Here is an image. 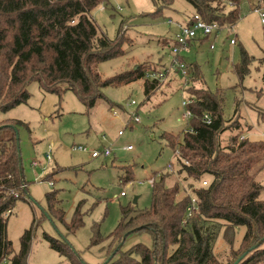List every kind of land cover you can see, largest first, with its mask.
Returning <instances> with one entry per match:
<instances>
[{"label": "trees", "instance_id": "trees-1", "mask_svg": "<svg viewBox=\"0 0 264 264\" xmlns=\"http://www.w3.org/2000/svg\"><path fill=\"white\" fill-rule=\"evenodd\" d=\"M185 1L194 14L184 22L199 15L207 23L232 27L240 20L243 0ZM153 2L155 18L177 12L173 8L175 0ZM248 2L254 9L255 0ZM228 3L233 7L229 8ZM108 4V0H0V113L27 103L30 98L27 88L33 82L60 99L66 92H74L88 111L99 100H105L110 109L123 108L105 97L102 90L107 87H125L144 80L148 100L159 90L162 83L148 78L153 70L144 63L107 79L98 71L101 63L125 57L128 51L124 45L133 43L123 31L124 22L114 40L100 30L92 13ZM209 38L197 41L203 43ZM173 41L174 38L162 41V47L169 52ZM254 61L245 49L240 50L234 73L241 84L250 75ZM259 66L264 81V48ZM189 67L193 83L201 84V89L191 91L196 100L190 106L194 116L181 134L161 135L177 159V171L172 163V172L180 180L169 186L167 181L172 173H156L149 208L136 210L132 203L123 206L117 227L107 236L101 234L98 224L94 225L89 248L100 246L106 256L99 264H234L243 255L238 264L264 263V200L260 199L264 192L260 176L264 171V139L252 140L244 135L238 120L228 121L224 114V91L204 88L199 65ZM257 109L258 120L264 123V109ZM205 113L212 117L211 124L203 122ZM239 113L237 105L234 114ZM23 125L17 120L0 123V264L5 260L10 264H27L38 227L33 222L21 237L19 252L14 253L8 237L9 216L19 202L27 201L28 195L23 159L17 147L16 130ZM228 133L225 142L224 135ZM129 167L132 171L122 177L123 185L134 182L133 168ZM181 192L184 196L179 198ZM57 194L52 191L46 195V212L66 227L67 235H75L85 224L83 203L67 223L64 212L55 208ZM192 198L196 199L198 210L189 218ZM239 227L246 230L235 249ZM141 233L151 236L152 246L138 243L124 250L127 238ZM220 236L231 250L227 263L215 254ZM46 240L52 250L71 264H86L62 238L46 235ZM115 251V256L106 263Z\"/></svg>", "mask_w": 264, "mask_h": 264}, {"label": "rangeland", "instance_id": "rangeland-1", "mask_svg": "<svg viewBox=\"0 0 264 264\" xmlns=\"http://www.w3.org/2000/svg\"><path fill=\"white\" fill-rule=\"evenodd\" d=\"M108 2L92 13L100 30L114 40L124 22L123 31L133 39V43L124 45L128 51L125 57L101 63L98 66L100 74L107 79L141 63L152 68L150 73L163 72L166 61L169 62L166 57L168 50L161 44L171 39L168 20L180 22L183 16L193 15L192 6L185 0H175L173 8L177 12H166L162 18H155L153 0ZM232 39H236V45L231 44ZM212 43L215 44L214 49L210 48ZM242 48L255 61L250 75L241 84L234 73V65L240 61ZM263 48L264 24L248 0H243L240 20L233 29H226L203 43H194L183 53L188 65H199L204 88L212 92L224 91L225 118L231 122L238 120L244 135L252 140L264 139V123L258 120L256 112L257 108L264 109L263 71L259 66ZM192 79V71L187 81L170 76L161 82L162 86L149 100L144 80L125 87H107L102 90L105 97L123 108L110 109L105 100H99L90 111L74 92L68 91L60 99L33 82L27 88L30 94L27 103L6 113L1 112L0 123L17 120L25 124L19 127L18 133L28 195L27 201L19 202L9 216L8 237L13 243L14 253L20 250L24 232L36 222L38 227L27 264H71L50 248L46 235L65 237L86 264L103 262L106 256L101 253L100 246L89 248L94 225L98 224L101 234L107 236L117 227L123 206L132 203L136 210L149 208L152 188L149 180L156 173H172L167 181L169 186L180 180L169 169L173 163L177 171V159L161 135L164 132L181 134L189 124L190 120L184 118L182 104L191 96V91L201 89V84L193 83ZM133 100L137 104L128 106L127 102ZM237 105L240 113L234 114ZM115 111L118 117L114 115ZM133 111L137 112L141 123L131 122ZM120 131L124 132L123 136H119ZM229 136V133L224 135L225 142ZM51 144L54 145L53 160L48 162L46 156ZM79 146L99 152L109 148L111 155L92 158L88 153L74 151ZM128 146L132 149L128 150ZM36 161L40 163L39 167H33ZM129 166L133 168L134 182L123 185L122 177L132 171ZM260 176L264 183V171ZM52 191L58 192L59 202L55 208L64 212L67 223L71 222L78 205L83 203L81 210L85 224L75 235H67L62 223L50 215L46 216V195ZM122 192L126 196H122ZM182 196L184 193L181 192L179 198ZM136 198L137 203L134 204ZM260 199L264 200V192ZM245 230L244 227L236 229L235 249H238ZM138 243L151 247V236L146 233L130 235L124 250ZM230 251L220 236L215 254L227 263ZM2 264H10V261L5 260Z\"/></svg>", "mask_w": 264, "mask_h": 264}, {"label": "built area", "instance_id": "built-area-1", "mask_svg": "<svg viewBox=\"0 0 264 264\" xmlns=\"http://www.w3.org/2000/svg\"><path fill=\"white\" fill-rule=\"evenodd\" d=\"M222 2H227V0H222ZM228 7L232 8L233 5L231 3H228ZM255 12H257L261 18L262 24H264V0H255V6L253 9ZM168 24L170 26L175 27L176 33L174 35V41L173 44L170 46L169 49V62L166 68L163 70V72L158 73H150L148 75V78L151 80H158L160 82H164L167 78L170 76L178 75L179 77H182L185 81L190 79L191 77V70L187 62L185 61L183 57V53L187 52L191 44H193L195 41L202 37H217L222 31L226 29H233L232 27L227 26H221L218 23H207L203 21L199 15L192 16L191 20L189 22H174L172 19L168 20ZM232 45H236L237 41L236 39L231 40ZM211 49L215 48V44L212 43L210 45ZM196 100L194 97L190 96L187 100L183 102V107L185 109L184 118L187 120H191L193 118V113L190 110V106L195 104ZM137 103L136 101H132L131 103L127 102L128 106H135ZM114 115L118 117L117 111L114 112ZM130 119L132 123L139 124L141 123V120L137 114L136 111H133L130 114ZM203 122L206 124L212 123V117L210 114L205 113L203 115ZM124 132L120 131L119 136H123ZM244 138V137H243ZM128 150H131L132 147L128 146ZM74 151L88 153L91 155L92 158H98L101 155L107 157L111 155V150L105 149L103 152H99L97 150H90L88 147H75ZM54 152V145L51 144L48 150V155L46 156V159L48 162H51L53 160L52 154ZM40 163L38 161L33 163V167H39ZM169 169L172 170L173 166L172 163L169 165ZM149 183L153 185L154 179H150ZM204 185H207V182L203 183ZM14 193V192H11ZM16 195V194H15ZM126 193L122 192V196H125ZM198 210V204L195 198H192L191 205L188 208L187 216L191 218Z\"/></svg>", "mask_w": 264, "mask_h": 264}, {"label": "water", "instance_id": "water-1", "mask_svg": "<svg viewBox=\"0 0 264 264\" xmlns=\"http://www.w3.org/2000/svg\"><path fill=\"white\" fill-rule=\"evenodd\" d=\"M16 133H17V139H18V144H17V147H18V153H19V157L21 158V149H20V139H19V133H18V131L16 130ZM21 165V164H20ZM137 203V198L134 200V204H136ZM45 214H46V216L47 217H49L48 216V214L45 212ZM128 236V235H127ZM62 239H63V241H65L66 243H68L67 242V240H66V238L65 237H61ZM263 241H264V239H263ZM69 244V243H68ZM257 247V245L256 246H254L253 247V249H255ZM116 252L117 251H115V253H113L112 255H111V257H109L108 259H107V261H106V263H108L114 256H115V254H116ZM245 257V255H243L242 257H240L234 264H238L243 258Z\"/></svg>", "mask_w": 264, "mask_h": 264}, {"label": "crops", "instance_id": "crops-1", "mask_svg": "<svg viewBox=\"0 0 264 264\" xmlns=\"http://www.w3.org/2000/svg\"><path fill=\"white\" fill-rule=\"evenodd\" d=\"M186 18H187V16H183V17L180 19V22H184V21L186 20ZM168 30L171 31V32H170V38H171V40H173V38H174V33L176 32V29H175L174 27H170ZM194 43H195V45H197L199 42H198V41H195ZM194 43H193V44H194ZM166 51H167V50H166ZM166 57H168V61H169V52L167 53ZM165 64H168V62L166 61ZM175 76L179 77L178 75H175ZM125 196H126V195H125ZM56 199L58 200V194H57V198H56ZM58 202H59V201H58Z\"/></svg>", "mask_w": 264, "mask_h": 264}]
</instances>
